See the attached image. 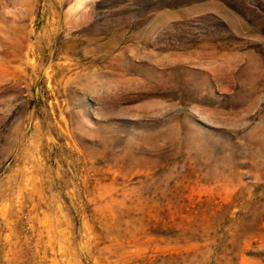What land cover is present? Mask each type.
<instances>
[{
	"label": "rangeland",
	"instance_id": "374dc122",
	"mask_svg": "<svg viewBox=\"0 0 264 264\" xmlns=\"http://www.w3.org/2000/svg\"><path fill=\"white\" fill-rule=\"evenodd\" d=\"M0 264H264V0H0Z\"/></svg>",
	"mask_w": 264,
	"mask_h": 264
}]
</instances>
